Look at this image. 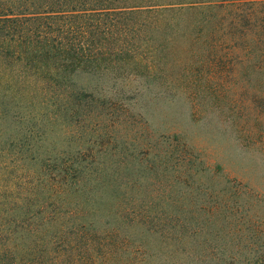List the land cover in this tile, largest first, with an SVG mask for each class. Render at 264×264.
Returning <instances> with one entry per match:
<instances>
[{
    "label": "trees",
    "instance_id": "1",
    "mask_svg": "<svg viewBox=\"0 0 264 264\" xmlns=\"http://www.w3.org/2000/svg\"><path fill=\"white\" fill-rule=\"evenodd\" d=\"M262 14L264 0H0V264H148L147 225L72 141L56 148L94 107L77 80L147 71L180 38L262 50Z\"/></svg>",
    "mask_w": 264,
    "mask_h": 264
},
{
    "label": "rangeland",
    "instance_id": "2",
    "mask_svg": "<svg viewBox=\"0 0 264 264\" xmlns=\"http://www.w3.org/2000/svg\"><path fill=\"white\" fill-rule=\"evenodd\" d=\"M231 42L180 38L147 71L80 77L94 107L54 141L147 225L148 264H264V44Z\"/></svg>",
    "mask_w": 264,
    "mask_h": 264
}]
</instances>
